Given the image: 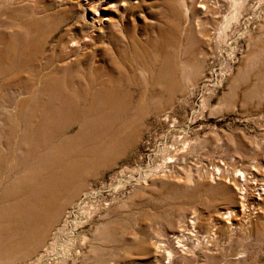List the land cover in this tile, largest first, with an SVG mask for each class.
<instances>
[{"label": "rangeland", "instance_id": "374dc122", "mask_svg": "<svg viewBox=\"0 0 264 264\" xmlns=\"http://www.w3.org/2000/svg\"><path fill=\"white\" fill-rule=\"evenodd\" d=\"M0 162V264H264V0H0Z\"/></svg>", "mask_w": 264, "mask_h": 264}, {"label": "bare ground", "instance_id": "6f19581e", "mask_svg": "<svg viewBox=\"0 0 264 264\" xmlns=\"http://www.w3.org/2000/svg\"><path fill=\"white\" fill-rule=\"evenodd\" d=\"M20 28V27H19ZM98 86V85H97ZM103 88V87H102ZM5 153H7V152H5ZM2 157V156H1ZM1 163V162H0ZM3 163V162H2ZM215 171H218V170H215ZM233 183L235 184V185H240L239 184V182H238V179H237V177L236 178H234L233 179ZM242 192H241V195H243L244 196V194H245V191L244 190H241ZM232 202L234 203L235 202V199H234V196H233V198H232ZM263 202H264V199H263ZM238 203V202H237ZM236 205V204H235ZM242 207V206H241ZM244 207V206H243ZM240 214H243V212H244V208L242 209H240L239 211H238ZM227 213V212H226ZM230 214V213H229ZM229 216V215H228ZM231 216V215H230ZM193 224V223H192ZM192 228V227H191Z\"/></svg>", "mask_w": 264, "mask_h": 264}]
</instances>
